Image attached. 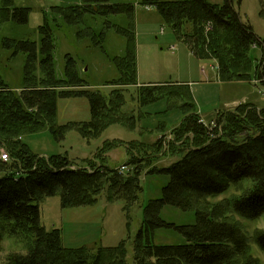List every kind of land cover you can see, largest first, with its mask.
I'll return each mask as SVG.
<instances>
[{
    "label": "trees",
    "instance_id": "obj_1",
    "mask_svg": "<svg viewBox=\"0 0 264 264\" xmlns=\"http://www.w3.org/2000/svg\"><path fill=\"white\" fill-rule=\"evenodd\" d=\"M241 3L242 0H220L217 3L209 0H141V5L155 7L165 23L193 45L194 51L198 50L203 55L196 52L202 59H209L204 55L218 57L221 54L213 32L226 33L232 39V47L228 46L232 55L221 67L220 78L228 74L233 76V70L239 66H243L244 70L247 62L252 61L247 57L250 48L256 44L263 45L251 24L243 21L239 12ZM50 12L56 23L61 19L65 25L76 26L83 23L88 15L108 18L127 14L132 19L135 6L111 4L110 0H82V5L56 6ZM29 13L28 8L15 7L14 0H0V24L13 21L26 25ZM46 16L44 12L45 22L39 27L41 46L33 41L7 38L2 41L3 47L11 50L13 56H26L24 86L19 93L12 91L0 76V145L7 149L12 160L11 163L0 160L4 170V175L0 177V251L5 235L21 239L27 247L26 254H11L5 264L128 263L126 241L115 247H100L97 250L84 246L64 247L61 230H47L42 225L40 203L60 195L63 208L92 206L107 190V201H124V210L129 213L142 192L136 176L139 173V158L131 155L129 164L137 167V172L132 178H125L117 169L105 164L95 165L92 160L87 161L90 164L88 168L74 166L66 156L41 157L31 152L18 136L49 127L59 138L72 129L86 139L99 137L109 126L126 118H119L118 114L125 103L126 88L130 86L139 87L138 100L142 106L164 98L177 100L184 115L180 125L172 131L170 142L171 150L182 157L168 167L155 166L148 172L167 176L169 183L163 189L161 199L152 200L145 207L143 225L133 245L134 263L258 264L248 256L249 240L241 226L224 217L226 210L247 220L264 216V108L259 109L253 103L241 105L234 112L219 114L213 127L205 125L187 86H138L134 33L117 27L116 31L127 38L125 56L112 61L119 77L108 85L117 87L108 98L99 92L79 89L84 87L85 81L70 56L66 58L65 78L57 77L55 42ZM186 25H191L189 32L185 31ZM209 28L212 30L208 31ZM77 35L101 46L106 33L98 35L86 30ZM39 70L42 78L36 74ZM246 76L238 74L237 77ZM58 97L86 98L90 104L91 121L57 127ZM127 120L134 125L137 123L136 116H129ZM113 144L106 143L102 151ZM135 144L143 149L149 147L135 141L130 145ZM152 147L160 151L163 145L160 142V146L156 143ZM244 180L252 181V188L244 195L210 211L197 210V200L220 196L232 185L237 187ZM166 206L183 211L195 210L196 223L177 227L165 222L161 211ZM171 227L183 236L185 244L156 246L153 242L156 231ZM255 240L264 252V230L256 233Z\"/></svg>",
    "mask_w": 264,
    "mask_h": 264
},
{
    "label": "rangeland",
    "instance_id": "obj_2",
    "mask_svg": "<svg viewBox=\"0 0 264 264\" xmlns=\"http://www.w3.org/2000/svg\"><path fill=\"white\" fill-rule=\"evenodd\" d=\"M209 1L220 2V0ZM110 3L134 5L133 18L130 19L127 14L111 15L108 18L88 15L84 17L83 23L68 26L61 19L56 23L50 9L56 6L82 5V0H14L15 7L28 8L30 13L26 25H19L13 21L0 24L2 79L14 92L19 93L23 89L26 56L23 54L13 56L11 50L3 47L2 41L5 38L33 41L41 46L42 36L39 27L45 22L44 12H46L55 42L54 64L57 77L65 78L66 58L70 56L76 62L75 67L81 79L85 81L84 87L79 89L99 92L108 98L117 87L108 85L119 77V72L112 61L116 57L125 56L127 45V38L116 31L115 27H117L134 33L138 86L142 87L141 84L148 85V83L187 86L198 113L206 125H215L219 114L234 112L241 105L253 103L259 109L264 108V0H243L239 7L243 21L253 26L257 34L254 33L263 45L256 44L250 48L247 57L253 62L246 61L244 70L243 66H239L233 70V76L228 74L223 75L222 78H220L221 67L226 65L225 61H229L232 55L231 48L228 47H232V39H229L226 33L213 32L214 41L219 44L221 54L218 57L204 55L209 58L205 60L198 57L196 53L198 50L194 51L193 45L165 23L155 7L143 6L141 0H110ZM190 26L186 25L185 31L189 32ZM86 30H92L98 35L106 33L102 45L96 46L87 38L80 39L78 32ZM36 74L39 78L43 77L40 70ZM238 74L248 76L238 78ZM223 79L233 81L225 82ZM137 88L139 87L126 88L125 103L118 114L119 118L123 116L126 118L109 126L99 137L86 139L77 130L72 129L59 138L49 130V127L18 136L34 154L45 158L55 155L66 156L76 167L89 168L90 164L87 161L92 160L95 165L105 164L117 169L125 178H132L136 175V168H139L136 176L142 192L129 213L124 210V201L118 200L113 203L107 201V190L92 206L63 208L60 195L46 198L40 203L42 225L47 230L54 228L61 230L64 247L84 246L97 250L100 247H115L126 241L127 264H135L133 245L143 225L145 207L150 201L161 199L162 191L169 183L167 176L149 174V170L155 166L168 167L182 157L170 148L172 131L180 125L184 116L179 107L180 101L164 98L142 106L138 100ZM57 107L55 121L57 127L91 121L90 104L84 97H58ZM129 116H136L135 125L130 120L125 121ZM134 141L143 142L149 147L143 149L139 144L130 145ZM109 142L114 144L106 151H102ZM160 142L163 148L160 151L153 149L152 146L156 143L160 146ZM133 147L135 149H132ZM7 152V149L0 145V158ZM147 153L148 155H145ZM99 155L105 158L97 157ZM131 155L139 158L140 164L137 167L129 164ZM122 168H125V171L122 172ZM3 175L4 170L0 166V177ZM251 188L252 181L244 180L237 187L232 185L220 196L197 200V210L210 211L216 206H223L233 198L244 195ZM195 213L193 209L183 211L166 206L161 211V218L177 227L191 226L196 223ZM225 213L224 218L236 221L247 236L248 256L255 259L258 264H264V252L255 240L256 233L264 230V216L257 220H247L229 210ZM20 240L5 235L0 251V264H5L11 254L27 253L26 245ZM153 242L156 246H176L185 244L186 240L171 227L157 230Z\"/></svg>",
    "mask_w": 264,
    "mask_h": 264
},
{
    "label": "built area",
    "instance_id": "obj_3",
    "mask_svg": "<svg viewBox=\"0 0 264 264\" xmlns=\"http://www.w3.org/2000/svg\"><path fill=\"white\" fill-rule=\"evenodd\" d=\"M0 160L2 161V162H4V163H11V158H10V156H9V153L7 152V153H4L2 156H1V158H0ZM123 170H121L122 172L123 171H125V168H122Z\"/></svg>",
    "mask_w": 264,
    "mask_h": 264
},
{
    "label": "crops",
    "instance_id": "obj_4",
    "mask_svg": "<svg viewBox=\"0 0 264 264\" xmlns=\"http://www.w3.org/2000/svg\"><path fill=\"white\" fill-rule=\"evenodd\" d=\"M242 2H243V0H242ZM241 5H242V3H241ZM241 7V6H240ZM240 12V11H239ZM241 15V14H240ZM242 17V16H241ZM252 26V25H251ZM253 27V26H252ZM254 32H255V30H254ZM256 33V32H255ZM257 34V33H256ZM218 74V73H217ZM117 79V78H116ZM114 80V79H113ZM139 82V81H138ZM141 84V83H140ZM153 84H155V85H164V84H166V83H148V85H153ZM175 84H177V83H175ZM141 85H147V84H141ZM177 85H179V84H177ZM203 121V120H202ZM203 123H204V121H203ZM205 124V123H204ZM206 125V124H205ZM213 126V125H212Z\"/></svg>",
    "mask_w": 264,
    "mask_h": 264
}]
</instances>
